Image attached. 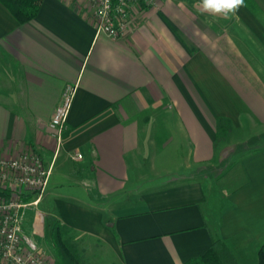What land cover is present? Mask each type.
<instances>
[{"label":"crops","instance_id":"crops-1","mask_svg":"<svg viewBox=\"0 0 264 264\" xmlns=\"http://www.w3.org/2000/svg\"><path fill=\"white\" fill-rule=\"evenodd\" d=\"M81 1L42 0L26 21L0 1V154L35 149L52 166L25 231L51 264L55 220L121 264H184L217 238L257 264L264 0L227 18L200 0L139 3L119 38L98 32ZM67 84L76 93L58 140L50 121Z\"/></svg>","mask_w":264,"mask_h":264},{"label":"built area","instance_id":"built-area-1","mask_svg":"<svg viewBox=\"0 0 264 264\" xmlns=\"http://www.w3.org/2000/svg\"><path fill=\"white\" fill-rule=\"evenodd\" d=\"M94 18L98 32L109 37L124 36L131 22L135 5L156 4V0H82ZM76 93V85L67 84L57 105L50 127L60 140L68 126V116ZM82 157L81 153L77 154ZM52 173L40 153L25 149L18 155L0 154V185L12 188L10 196L0 195V264H51V258L24 229V219L29 208L38 203ZM24 189L37 195L26 200Z\"/></svg>","mask_w":264,"mask_h":264},{"label":"trees","instance_id":"trees-1","mask_svg":"<svg viewBox=\"0 0 264 264\" xmlns=\"http://www.w3.org/2000/svg\"><path fill=\"white\" fill-rule=\"evenodd\" d=\"M20 20L26 21L36 15L42 0H0ZM219 127L226 123L222 118L218 121ZM12 188L0 185V195L10 196ZM68 224L55 220L52 229V246L55 252V264H91L85 247L81 246L84 238ZM184 264H240L227 244L217 238L200 257L189 260ZM257 264H264V240L259 248Z\"/></svg>","mask_w":264,"mask_h":264},{"label":"clouds","instance_id":"clouds-1","mask_svg":"<svg viewBox=\"0 0 264 264\" xmlns=\"http://www.w3.org/2000/svg\"><path fill=\"white\" fill-rule=\"evenodd\" d=\"M244 6V0H200L196 6L201 12L227 18Z\"/></svg>","mask_w":264,"mask_h":264},{"label":"rangeland","instance_id":"rangeland-1","mask_svg":"<svg viewBox=\"0 0 264 264\" xmlns=\"http://www.w3.org/2000/svg\"><path fill=\"white\" fill-rule=\"evenodd\" d=\"M263 138H260V140ZM252 142H260L259 138L252 139ZM82 238V236H80ZM82 247H85L86 254L90 259L91 264H121L113 254L112 251L106 248L100 249L94 246V242L84 239L81 243Z\"/></svg>","mask_w":264,"mask_h":264}]
</instances>
